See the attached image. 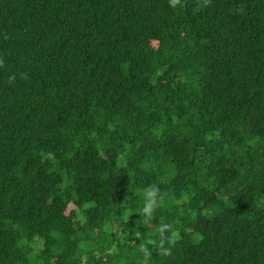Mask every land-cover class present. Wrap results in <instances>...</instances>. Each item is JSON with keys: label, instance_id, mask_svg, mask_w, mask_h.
Instances as JSON below:
<instances>
[{"label": "trees", "instance_id": "1", "mask_svg": "<svg viewBox=\"0 0 264 264\" xmlns=\"http://www.w3.org/2000/svg\"><path fill=\"white\" fill-rule=\"evenodd\" d=\"M0 264H264V0H0Z\"/></svg>", "mask_w": 264, "mask_h": 264}, {"label": "clouds", "instance_id": "2", "mask_svg": "<svg viewBox=\"0 0 264 264\" xmlns=\"http://www.w3.org/2000/svg\"><path fill=\"white\" fill-rule=\"evenodd\" d=\"M157 192L158 189L155 187H152L151 189H149L145 195H146V199H147V206H145L143 208V213L145 214L146 217H150L153 210H154V206L157 205ZM168 225H163L162 228L160 229L161 232H163L164 229L168 228ZM173 242L172 239H169V243ZM161 246H163V240H161ZM162 251L164 252V254H168L169 249H164L162 247Z\"/></svg>", "mask_w": 264, "mask_h": 264}]
</instances>
